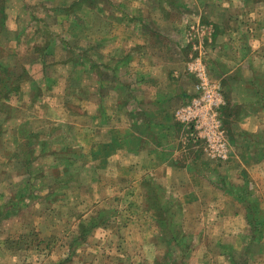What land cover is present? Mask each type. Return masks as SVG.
Instances as JSON below:
<instances>
[{"label": "crops", "instance_id": "1", "mask_svg": "<svg viewBox=\"0 0 264 264\" xmlns=\"http://www.w3.org/2000/svg\"><path fill=\"white\" fill-rule=\"evenodd\" d=\"M151 1V16L166 32L159 27L101 36L88 30L90 19L133 18L105 14L96 0H0V264H23L25 256L7 241L30 226L24 213L70 211L76 198L88 213L96 206L99 218L114 213L117 197L153 218L159 235L145 245H165L154 264H238L233 248L239 240L240 264H264V186L255 184L264 177V0ZM133 2L143 12L145 0ZM248 14L262 22V32L231 26ZM139 15L137 22L146 19ZM180 15L213 25L206 47H192L189 32H174ZM103 47L102 56L97 51ZM196 68L220 100L204 125L177 115L203 95ZM110 88L117 95L112 115L102 103ZM90 102L84 108L90 123L70 127L83 114L77 109ZM113 118H121V126L113 127ZM120 157L121 195L97 204L99 191L120 179L109 168L110 159ZM198 161L206 172L191 166ZM217 173L239 184L216 179ZM177 213H184L183 220L175 219ZM190 213L198 222L193 238L185 231ZM56 219L47 223L54 230L61 228ZM90 219L78 224L83 241L102 229L103 221ZM47 225L37 223L40 229Z\"/></svg>", "mask_w": 264, "mask_h": 264}, {"label": "rangeland", "instance_id": "2", "mask_svg": "<svg viewBox=\"0 0 264 264\" xmlns=\"http://www.w3.org/2000/svg\"><path fill=\"white\" fill-rule=\"evenodd\" d=\"M96 3H100L102 6L101 8L105 7V10L103 9V13H105V11L106 13L112 12V14L114 15V13L117 14L118 12L121 14L122 12L128 14V16L133 18L130 22H127L126 19H122L123 22L120 21V23H118V21L93 22L92 19H90L88 23V28L90 29L88 30L97 32L98 35H106V33L104 32H119V35L121 34V32H158V28L160 27V25H158L157 21L153 20V16H151L152 13L150 12L152 3L151 0H145L146 4L144 3L142 7L143 12H137L138 6H135L133 0H96ZM121 4H123V6H121ZM139 13H141L140 15L146 17V19L143 20L144 22H137V20H135ZM181 16L182 15L179 16L178 20L179 28L174 30V32H189L188 41L189 44L192 45V47H196L194 45H198V43L202 44L203 47H206L205 44L211 41V36L209 34L213 32V25L208 24L206 26L204 25L203 27L201 25H197L201 23L199 22V20H191L190 22L182 21ZM255 17V14H248L246 16H243L241 18V21H234L233 23H231V26L233 25V28L236 30V32H262V22L264 23V21L260 22V20H255ZM107 24H114V30H109V26H107ZM229 24L230 22L227 23L228 26ZM254 24L256 27H254ZM185 25H188L189 27ZM236 25L239 27H236ZM160 30L162 32H166L165 25H161ZM190 32H198V34L194 35L195 33L191 34ZM204 32H208L207 35H205ZM96 38L99 39L100 36H96ZM105 45H107V43H105ZM107 46L112 47L109 46V44ZM106 50L107 48L103 47L99 48V51L97 52L103 56L104 54H106ZM97 60H103V58L99 59L98 57ZM258 61H260V58L256 60V62ZM117 73L119 77L116 78L121 82V69ZM116 99L117 95L115 93V90L110 88L108 91V95L106 96V98H104L102 103L105 104L107 112L111 115L114 114V110L116 109ZM91 103L92 102H90V104L88 105H83L84 107L80 106V108L77 109L78 112H83L81 117L77 118V120L79 121H70V118L68 117H63L62 119L69 120V124H71L70 127H73L74 122L79 125H86V120H88V122L90 123V119L88 117L85 118V116H87V113H84V108L90 106ZM119 120L120 122H118ZM119 120H117V118H113V120L111 121V125H113V127H118L117 125L120 124L121 126V118ZM70 131L73 132V128ZM78 133L79 132H76L77 137H79ZM185 152L186 151H184V153L182 154H184L185 156H189ZM118 163L120 165L116 166V164ZM198 163L199 164H191V166H193L196 170H198L202 166V169L200 170L206 172V168L203 166L204 162L200 163V161H198ZM119 167H121V157L120 160L111 158L109 165L110 174L111 176H118L120 177V179L111 180L109 190L102 189L101 191H99L98 197L97 199H95V202L97 204H100V202L103 201L109 203V200L112 199L111 197L121 195V170H117ZM219 175L221 176L219 180H222V177L225 176L224 179H228L227 183L233 184L234 187L239 184L238 181L230 179L229 176L224 175V173H217L216 179ZM103 177L104 180L107 179L106 172H104ZM260 181V183L256 181L255 184L264 186L262 184L264 183V177L263 179H260ZM94 183L98 187V183ZM193 183L196 184L195 182ZM227 183L225 182V184ZM99 188H96V190H99ZM255 188L258 191V187L256 185ZM116 199H112L114 201V206H117V209L114 210V213L107 214L105 212L106 214H103V216L97 218L101 215V212H97L98 209L96 206L93 207V214L88 213L89 207L84 204L77 207L75 202V200L77 199L75 198L74 202L71 203L70 211L62 210V213L54 214L56 218H58L56 219V221L59 222L61 227L55 230L53 229L52 225H47V223L52 224L54 220L53 213L50 211L45 214H38V211H34L36 209L33 208V205V210L31 209L30 213H24V219L25 216L28 217L30 226L28 228H24V230H22L23 233L20 231V236L22 237H14L13 239L8 240L7 245L8 247L13 248V250H17L18 252H20L21 255L25 256L24 261H21L23 264H154L155 260L153 261V259L163 255L165 245L163 244V242L153 245H145L149 238H153V240H156V237L159 235V230H157L153 226V218L149 216V214H140L141 212L133 207L134 204L130 199H128V201L125 198L121 200V197H117ZM161 199L164 200L163 198ZM82 201H85V199H82ZM68 203L69 201L65 203L67 204L66 206H68ZM125 208L128 209L130 213H125ZM190 215L192 218L191 220H189V217L184 219L188 221L186 222L187 230L185 231L193 238L194 235H197L196 232L198 231V222L197 216H193L191 213ZM92 216L95 219L92 224L103 221L101 226L102 229H95L91 232V234H86L85 240L83 241L80 235V228L78 224L82 220L86 222L85 224L89 223L91 221L90 217ZM183 218L184 213H177V215L175 216V219L177 221L183 220ZM149 220H151L152 226L148 224ZM145 221L147 223H145ZM191 221H195L194 224ZM41 222H44L47 225V228L40 229L37 226V223ZM203 229L205 230L204 227ZM242 246L243 244L241 245L239 240V242L235 244V247L233 248V257H235V260L238 262V264L244 261V256L243 254L241 255V253L243 252L242 248H244ZM254 247L256 250L257 247ZM197 248L198 247L195 246L194 251L197 252V250H195ZM214 249L215 246L213 245L212 251ZM194 254L197 255V253L195 252ZM260 254L262 255L261 257L264 256L263 253ZM259 264H262V262H259Z\"/></svg>", "mask_w": 264, "mask_h": 264}, {"label": "built area", "instance_id": "3", "mask_svg": "<svg viewBox=\"0 0 264 264\" xmlns=\"http://www.w3.org/2000/svg\"><path fill=\"white\" fill-rule=\"evenodd\" d=\"M197 75L202 79V87L199 86L201 91H203V95L201 98H195L191 101V103L180 109L177 112L179 119L183 122H190L192 119H198V125H204L205 114H207L208 110L212 108V106L217 103L219 100L218 93L214 90V85L208 84V80L203 76L204 71L196 68ZM208 105V106H206ZM195 125H197V121H194ZM209 125H214V123H208Z\"/></svg>", "mask_w": 264, "mask_h": 264}]
</instances>
